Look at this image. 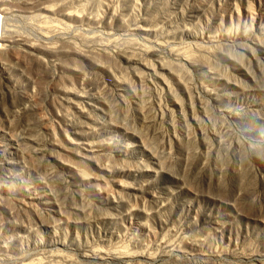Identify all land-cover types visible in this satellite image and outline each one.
I'll return each instance as SVG.
<instances>
[{
  "label": "rangeland",
  "instance_id": "1",
  "mask_svg": "<svg viewBox=\"0 0 264 264\" xmlns=\"http://www.w3.org/2000/svg\"><path fill=\"white\" fill-rule=\"evenodd\" d=\"M49 3L53 23L15 7L0 27L34 42L51 32V46L87 53L105 47L111 74L83 61L64 85L83 100L68 108L59 81L7 65L24 85L30 74L40 97L37 127L0 78V144L12 163L0 175L11 188L0 264H264V0ZM72 142L75 156L63 150Z\"/></svg>",
  "mask_w": 264,
  "mask_h": 264
},
{
  "label": "bare ground",
  "instance_id": "2",
  "mask_svg": "<svg viewBox=\"0 0 264 264\" xmlns=\"http://www.w3.org/2000/svg\"><path fill=\"white\" fill-rule=\"evenodd\" d=\"M49 1L50 0H48V1L47 0H0V13L3 16H7V15L9 16V14L11 15V13L14 14L16 12H19V9H16L15 7H21L20 9H24V8L30 9L32 11L34 10V13L36 15L35 16L36 19H39V21L40 20H43L44 22L46 21L45 25H47L48 21L51 22V20H52L51 14L54 15V12H55L54 9L56 7V6H51ZM58 1H60V0H58ZM60 3H63V1ZM60 3H59V5H60ZM51 4L53 5V3H51ZM60 6H58L57 8H59ZM64 6H66V5L62 4L61 7H64ZM60 10H62L63 15L67 16L69 19H71V21L81 20L80 16L75 15L73 13H68V12H66V10L64 8L59 9V11ZM17 14H19V13H17ZM33 18H34V16H33ZM50 22H48V24H50ZM53 22H51V23H53ZM45 25H44V23H41L42 27H46ZM38 26L41 27L40 24ZM52 26H53V24H52ZM0 28H1V32H0V78L2 79V82L4 84V90H6L7 93L11 94L10 97H12V95H13V99L14 100L16 99L15 100L16 102H18L20 104H25V107L22 109L21 115L23 117H26V118L27 117L30 118L29 116H31L32 122H34L35 124H36V122H35L36 119H33V116L38 118L37 115L39 112V111L37 112V109H38L37 107H39V106H36V105H38L36 103V98H37V96L40 97V95H39V93L38 94L36 93L37 95L35 98V96H33L34 91H33V93H31L32 91L29 92L30 85L33 84V79L28 78V77H30L29 76L30 74L29 75L27 74L28 77L26 76L27 78L25 80L27 82V85H24V84H22V82L19 81V79L17 80V78L15 79V77H13L14 75L12 73L13 72L12 70L18 71L19 69H24V71L21 70L22 73L23 72L27 73L28 70L26 71V69L29 65L30 71H31V69L39 70V72L41 70V72L44 74V75L42 74L43 76L39 75L40 76L39 80H41V79L43 80L44 78L45 79L48 78V79H50L49 81H51V79L55 80V81L56 80L59 81L60 84H63V85L56 86V83L55 84L52 82L51 83L53 84V86L54 85L56 86V88L55 89L53 88V89L55 90V92H57L59 94L62 105L64 107H68V108L78 107L79 105L76 101L83 100V95H80L79 93L72 91L73 89L71 90V87H69V86H67V87L64 86L65 82L66 83L71 82V79H73L72 77L81 74L80 65L83 61H85L91 67V69L102 70V71L105 70L111 74L110 71H111V65H112V61H111L112 56H111V53L105 47H98V48L96 47L97 49H95L93 47L94 50L92 48H90V50H91L90 53H87L84 51H78L79 49H77L75 47H74L75 49H72V47H71L72 45L69 46V48L64 47V46L61 48L60 46H58L61 48V49H58V47L56 45H54L55 43L54 44L52 43V44L54 46H56L57 48L50 45V43L52 41H51L50 36L48 34H50L51 32L50 33L47 32V34H46L45 31H43V30L40 31L38 34L39 39L37 40V42H34L32 40L26 39L23 36H20L15 29H8V28H6L5 25L1 26ZM65 28H66V26H65ZM67 28H68V26H67ZM49 29H50V27H49ZM59 29H61V28H59ZM45 30H47V29H45ZM62 39L63 38L60 36V40H62ZM56 44H58V42ZM17 46H20V49L17 48ZM65 46H67V45H65ZM89 46H92V45H89ZM43 56L46 57L47 59L48 58H51V59L56 58L55 64L57 61H59L58 65H59V68L61 69V72L59 74L54 72L51 68V65L50 64H49L50 66L48 65V63L43 58ZM61 59L63 60L62 62H61ZM52 61L54 62V60H51V62ZM127 62H128V64L133 65V66L143 65V64L139 63L140 61L133 59V58H129L127 60ZM7 65H11V67H12L11 71L9 70L11 67L9 66L10 68H8ZM145 66H146V64H145ZM146 68H147V66H146ZM36 78H37V76H36ZM55 81H53V82H55ZM41 82H42L41 84H43L44 80ZM64 107H62V109ZM64 111L67 112V109H64ZM64 111L59 109L56 112V117L59 120V122L61 123V126L64 125V126L69 127V125H67L66 121H65V117H66L65 114L66 113ZM40 119H37V120L40 121ZM32 122H30V123H32ZM34 123H33V125H34ZM42 123H44V122H42ZM40 124H41V121H40ZM35 126L38 127V124H36ZM48 133L50 134V136L52 138L51 139L52 143L57 145L56 143H57L58 138H55L57 136H56L54 128L52 127V129H50V130L48 128ZM78 134L81 135L80 133H78ZM58 143H60L59 140H58ZM72 143H73V144H71L73 146L72 152L69 150H66L65 148H63V150L65 152H67L69 154H73L75 156V152L78 151L79 149H82V147H81V144L79 142H77V143L72 142ZM52 158L55 161L58 160V158L56 156H52ZM63 165L68 166L69 169L72 170L76 176H79L80 174L83 173L82 170H80L79 168H77L73 165H69V164H63ZM11 169H12V163L6 158L5 148L3 147V145L0 144V175H5V174L10 173ZM10 192H11V188L9 186L0 185V201L2 200V202H3L4 200L9 199ZM3 204H4V202H3ZM0 205H2V204L0 203ZM23 206L25 209H28L27 204H24ZM24 264H37V263H24Z\"/></svg>",
  "mask_w": 264,
  "mask_h": 264
}]
</instances>
